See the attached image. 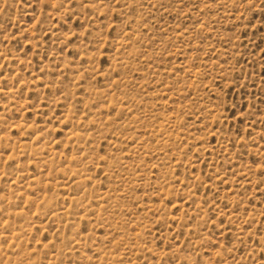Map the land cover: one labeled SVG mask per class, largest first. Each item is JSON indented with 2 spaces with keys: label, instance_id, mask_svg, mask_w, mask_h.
Instances as JSON below:
<instances>
[{
  "label": "rangeland",
  "instance_id": "rangeland-1",
  "mask_svg": "<svg viewBox=\"0 0 264 264\" xmlns=\"http://www.w3.org/2000/svg\"><path fill=\"white\" fill-rule=\"evenodd\" d=\"M0 264H264V0H0Z\"/></svg>",
  "mask_w": 264,
  "mask_h": 264
}]
</instances>
